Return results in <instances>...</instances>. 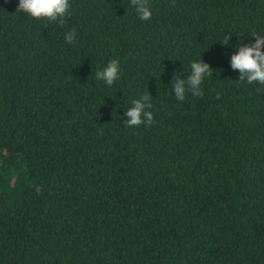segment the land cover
Returning a JSON list of instances; mask_svg holds the SVG:
<instances>
[{"label":"trees","instance_id":"1","mask_svg":"<svg viewBox=\"0 0 264 264\" xmlns=\"http://www.w3.org/2000/svg\"><path fill=\"white\" fill-rule=\"evenodd\" d=\"M148 2L70 0L60 25L0 0V264H264V85L230 68L264 0ZM201 59L203 96L177 100Z\"/></svg>","mask_w":264,"mask_h":264},{"label":"clouds","instance_id":"2","mask_svg":"<svg viewBox=\"0 0 264 264\" xmlns=\"http://www.w3.org/2000/svg\"><path fill=\"white\" fill-rule=\"evenodd\" d=\"M138 18L141 21H148L152 18V11L148 0H130ZM70 0H19L16 11L28 14L35 19H45L49 22H56L60 25L65 23V18L71 15ZM76 30L65 34L67 43L72 44ZM254 43L235 46V51L230 56V68L239 72V81L247 83H259L264 85V36L253 35ZM230 36L225 35L220 41L222 46H227ZM213 70L209 64L201 60L193 61L190 64V74L187 79H176L172 84L175 97L179 101L185 99L186 90L195 97H202L201 84L206 77L212 76ZM96 79L103 81L111 87L119 79L120 66L118 60H111L102 70L95 73ZM150 94L142 95L139 99L132 100V107L124 112L125 124L127 127H139L141 124L150 126L153 123V115L146 109L151 108Z\"/></svg>","mask_w":264,"mask_h":264}]
</instances>
